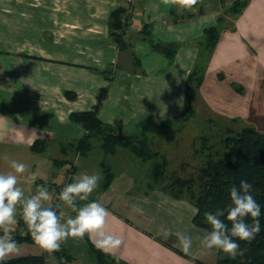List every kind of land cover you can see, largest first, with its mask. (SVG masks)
Here are the masks:
<instances>
[{
    "label": "crops",
    "instance_id": "obj_1",
    "mask_svg": "<svg viewBox=\"0 0 264 264\" xmlns=\"http://www.w3.org/2000/svg\"><path fill=\"white\" fill-rule=\"evenodd\" d=\"M234 1L197 0L189 5L137 0L126 27L129 47L121 51L109 37L108 22L113 11L126 8L125 0H0V151L11 162L20 152L48 155L53 150L57 159L49 163L63 168L57 186L70 166L75 178L100 174L87 202H99L108 210L106 230L122 244L103 251L85 235L86 245L125 264H196L180 254L185 253L175 234L184 232L193 237L186 256L202 264L217 262L221 250L200 246L197 237L205 230L193 224L196 209L187 202L156 189L134 195L132 175L109 165L113 180L101 191L100 164L95 166L99 170L78 165L86 157L74 144L85 132L69 117L95 107L99 92L106 89L98 119L118 134L149 138L162 123L182 114L186 79L203 49L204 30L218 27L219 39L205 57L203 82L193 102L214 116L247 122L264 132V0H248L232 14ZM145 26L152 41L178 46L172 61L151 51L141 37ZM36 142L43 143L39 152L31 149ZM31 170L36 177L32 185L43 183L36 165Z\"/></svg>",
    "mask_w": 264,
    "mask_h": 264
},
{
    "label": "trees",
    "instance_id": "obj_2",
    "mask_svg": "<svg viewBox=\"0 0 264 264\" xmlns=\"http://www.w3.org/2000/svg\"><path fill=\"white\" fill-rule=\"evenodd\" d=\"M127 5L126 8H118L110 14L108 29L109 37L112 43L121 51L129 47L125 39L127 22L129 14L135 12V3ZM248 0H235L229 11L232 14H237L244 8ZM142 39L148 42L153 53L163 55L169 61L174 59L178 46L175 44L162 45L151 40L150 33L146 26L143 28ZM204 44L201 54L198 58L194 68L189 73L185 83V95L182 108V114L173 122L167 121L162 123V127H169L172 123L185 122L193 115V100L197 95L198 89L203 82V77L206 68V55H210L219 39L218 27H210L204 30ZM109 74V72H105ZM107 79H110L107 77ZM237 93H241L240 88H234ZM106 89H102L97 97V104L89 111L73 113L70 115V122L74 125L80 126L85 134L77 140L74 144V149L81 157H87L93 150V141L100 140L99 149L104 155H114L118 149L129 151L132 155L140 158L142 161H150L157 156V153L150 151L148 138L134 137L130 135L118 134L110 126L103 124L97 117L98 108L106 97ZM66 96L70 99L74 98L73 94L67 93ZM235 122V121H233ZM224 153L216 159H209L202 165L195 175L188 178L174 177L173 181L165 186H161V191L165 192L174 200H186L195 209L196 214L193 218V224L202 229L209 230L205 213L215 212L217 209L224 208L230 203L229 190L233 185L238 186L240 181L246 179L253 185L252 195L260 205L262 210L261 232L257 234L256 238L249 244L246 241L237 242L241 249H246L243 256L235 258L221 250L217 262L215 264H264V132H259L252 127H244L233 135L226 136L222 140ZM43 143L36 142L31 147L33 151H41ZM100 167L103 174V183L100 187L101 191L107 190L113 180V173L106 163L101 162ZM72 174L75 179L73 168ZM165 175L164 163L154 162L152 166L151 178L155 185H158ZM157 183V184H156ZM60 186H50L55 200L52 199V209L56 210L59 215L61 205L58 199L60 194ZM79 200H76L77 208ZM59 206V207H57ZM77 214L75 211H73ZM225 223L226 216L221 217ZM247 223H251V218H246ZM19 225L26 226L24 220H20ZM4 232L0 230V236ZM12 238L18 245L25 243H34L30 233L25 236L11 231ZM67 239L61 244L59 250L49 251L53 257L59 261L71 262L73 258L67 253L65 243ZM90 253L92 254L94 264H125L115 257L108 256L100 252L96 247L87 244ZM177 251V250H176ZM183 257L202 264L192 258L180 253ZM47 253L40 255H24L14 258H7L2 264H47Z\"/></svg>",
    "mask_w": 264,
    "mask_h": 264
},
{
    "label": "clouds",
    "instance_id": "obj_3",
    "mask_svg": "<svg viewBox=\"0 0 264 264\" xmlns=\"http://www.w3.org/2000/svg\"><path fill=\"white\" fill-rule=\"evenodd\" d=\"M197 0L183 4L194 5ZM14 172L0 174V264L12 255L19 253L17 242L11 236V225L16 223L17 205L22 206V216L32 239L47 251L59 250L68 238L83 239L88 235L96 247L103 251H112L120 247L122 240L110 234L107 228L108 210L99 202L93 201L77 208L76 200H88L90 194L98 187L101 180L99 173H82L74 182L63 187L58 199L72 208L77 214L62 222L63 213L57 214L52 207L44 206V202L52 199L47 188L40 187L36 194L25 198L21 187H18V175L26 172V165L11 161ZM33 181L35 175L31 176ZM253 185L246 179L229 190L230 203L215 212H206L205 218L210 225L202 237H197L200 246L206 250L219 249L230 257L243 256L246 249H241L239 241L249 244L261 232L260 218L262 210L252 195ZM59 207V206H57ZM225 223L221 217H225ZM252 222L247 223L246 218ZM176 237L181 250L189 254L193 245V237L177 232Z\"/></svg>",
    "mask_w": 264,
    "mask_h": 264
},
{
    "label": "rangeland",
    "instance_id": "obj_4",
    "mask_svg": "<svg viewBox=\"0 0 264 264\" xmlns=\"http://www.w3.org/2000/svg\"><path fill=\"white\" fill-rule=\"evenodd\" d=\"M193 108V115L189 117L187 121L172 123L169 127H162L160 125L158 129L153 131V134L148 138V142L150 151L152 153H157V156L150 161H142L127 150H118L115 155H109L115 157V160L112 161V157H108L100 151L98 148L100 140L95 139L93 141V150L89 157H86L85 160L81 159L78 165L81 167L88 166L92 167V169H96L95 166L97 163L100 164L101 162H104L106 165L111 166V169L113 170L125 168V171L127 170V172H125L127 173L126 175H132L135 180L131 189L134 195H136V192L138 191L139 193L150 191L152 189L161 191V186H165L172 182L174 177H191L195 175L198 169L208 162L209 159H216L218 156H222L224 153L222 140L226 136L233 135L244 127L256 128L253 124H247V122L243 124L241 122L227 121L221 117L214 116L202 104L197 102H193ZM173 121L174 120L172 119L171 122ZM48 153V155H33V153H29V151L20 152V156L16 162L25 164L27 170L23 174H17V186L22 188L25 198L31 193H36L40 187L47 188L49 194L53 196L50 186H56L59 184L60 180H58V178L63 172V168L55 167L50 164L48 159L51 161L57 158L52 156V154L55 155L53 150H49ZM107 158H110V163L107 161L109 160ZM154 162L164 163L165 165L164 178L161 179L162 181H160L158 185H155L151 178ZM10 164L11 162L7 155L0 151V170L3 174L14 172ZM33 164L36 165L38 169L37 172L39 171L37 176L43 181V183L40 181L37 183H41L40 185H32V179H30V182H27L26 180L28 174L30 177L35 175L31 170ZM68 167L69 166L64 168V170ZM69 168L72 169L73 167L70 166ZM96 170H99V168ZM91 173L88 172V174ZM115 175H118V172L115 173ZM161 192L167 195L165 192ZM55 197L53 200H55ZM91 198L92 197L89 196L86 202L78 199V208L87 204V201H90L89 199ZM182 201L190 204L184 199ZM60 205V212L63 213L62 222L68 218H74L76 216V214L73 213L72 208L65 205L62 201L60 202ZM44 206L51 207V201L44 202ZM181 224L186 226L187 223L182 219ZM11 226V231H14L15 224ZM18 247L20 249L19 253L12 255L9 258L27 255V253H43L42 248L36 243H25L18 245ZM67 253L73 258L71 262H65L63 260L60 262L51 254L47 253V264H94L92 254L90 253L88 246L85 244L84 238H71L68 242Z\"/></svg>",
    "mask_w": 264,
    "mask_h": 264
},
{
    "label": "built area",
    "instance_id": "obj_5",
    "mask_svg": "<svg viewBox=\"0 0 264 264\" xmlns=\"http://www.w3.org/2000/svg\"><path fill=\"white\" fill-rule=\"evenodd\" d=\"M135 0H125V3L127 5H133ZM27 182H30V175L28 174L27 176ZM74 182V178H73V174H72V170L71 168H68L66 171H65V174H64V177L62 179V183H61V186H60V191L63 189V187L69 183H72ZM36 193H31L28 197H30L31 195H34ZM54 211H56L54 209ZM23 219V216H22V206L21 205H17V214H16V223H15V232L21 236H25L27 233H30L27 226H23V225H19V222L20 220ZM12 227V226H11ZM13 231V232H14Z\"/></svg>",
    "mask_w": 264,
    "mask_h": 264
},
{
    "label": "snow or ice",
    "instance_id": "obj_6",
    "mask_svg": "<svg viewBox=\"0 0 264 264\" xmlns=\"http://www.w3.org/2000/svg\"><path fill=\"white\" fill-rule=\"evenodd\" d=\"M184 2H185V3H190V2H191V0H184Z\"/></svg>",
    "mask_w": 264,
    "mask_h": 264
}]
</instances>
